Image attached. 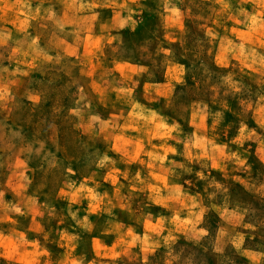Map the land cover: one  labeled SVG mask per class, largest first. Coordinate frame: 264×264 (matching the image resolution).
<instances>
[{
    "label": "rangeland",
    "instance_id": "rangeland-1",
    "mask_svg": "<svg viewBox=\"0 0 264 264\" xmlns=\"http://www.w3.org/2000/svg\"><path fill=\"white\" fill-rule=\"evenodd\" d=\"M205 1L184 60L196 0H0V264H264V0Z\"/></svg>",
    "mask_w": 264,
    "mask_h": 264
},
{
    "label": "trees",
    "instance_id": "trees-1",
    "mask_svg": "<svg viewBox=\"0 0 264 264\" xmlns=\"http://www.w3.org/2000/svg\"><path fill=\"white\" fill-rule=\"evenodd\" d=\"M195 13L194 16L190 15L187 18V23H186V31L182 35L179 40L174 42L173 49H174V54L182 57L184 60H189V58H192V53L199 52L200 49H203V57H210L208 54L209 49H211L212 44L211 41L212 39L206 35L205 32L200 31L198 29L199 25L202 23V21L198 18L199 15L207 17L210 12H211V3L209 1L205 0H196L195 2ZM189 50L187 53L186 51ZM213 67L215 65L213 64ZM159 78V77H158ZM36 81H43L42 76H38V79ZM40 106L36 108V112L34 113V116L36 117V123H43L44 124V116L47 111V105L48 104H39ZM33 108L29 107L27 111L24 112V115L31 114V110ZM248 241L250 242L249 245L255 246L254 243H261L260 239L258 236L255 238H248ZM241 262L244 264H248L243 258L241 259Z\"/></svg>",
    "mask_w": 264,
    "mask_h": 264
}]
</instances>
